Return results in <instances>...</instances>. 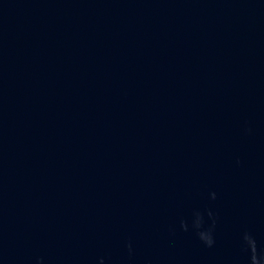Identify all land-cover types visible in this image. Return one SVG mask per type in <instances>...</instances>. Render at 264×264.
<instances>
[{
	"label": "water",
	"instance_id": "obj_1",
	"mask_svg": "<svg viewBox=\"0 0 264 264\" xmlns=\"http://www.w3.org/2000/svg\"><path fill=\"white\" fill-rule=\"evenodd\" d=\"M0 264H264V0H0Z\"/></svg>",
	"mask_w": 264,
	"mask_h": 264
}]
</instances>
